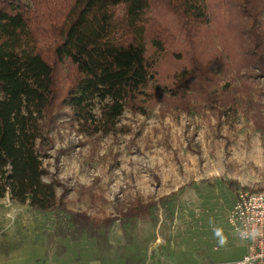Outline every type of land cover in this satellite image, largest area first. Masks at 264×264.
Returning a JSON list of instances; mask_svg holds the SVG:
<instances>
[{"label":"rangeland","instance_id":"obj_1","mask_svg":"<svg viewBox=\"0 0 264 264\" xmlns=\"http://www.w3.org/2000/svg\"><path fill=\"white\" fill-rule=\"evenodd\" d=\"M151 4L153 15L167 13L165 0ZM211 10L198 40L221 61L210 64L200 87L195 78L183 85L179 101L155 94L144 113L125 109L108 134L82 131L67 107L54 109L43 126L49 148L41 162L46 179L59 184L61 206L39 211L0 198V255L10 254L0 264H227L243 257L246 244L226 216L238 191L264 189V77L248 56L233 62L222 55L235 29L232 17ZM56 78L59 97L68 80L63 69Z\"/></svg>","mask_w":264,"mask_h":264},{"label":"trees","instance_id":"obj_2","mask_svg":"<svg viewBox=\"0 0 264 264\" xmlns=\"http://www.w3.org/2000/svg\"><path fill=\"white\" fill-rule=\"evenodd\" d=\"M153 1L0 0V198L39 211L61 206L59 184L41 162L49 148L43 126L59 106L82 131L108 134L125 109L142 114L155 94L179 101L193 78L200 87L221 61L198 40L215 16L211 6L235 29L222 55L248 56L264 77V0H165L162 17ZM60 69L68 82L58 97Z\"/></svg>","mask_w":264,"mask_h":264},{"label":"built area","instance_id":"obj_3","mask_svg":"<svg viewBox=\"0 0 264 264\" xmlns=\"http://www.w3.org/2000/svg\"><path fill=\"white\" fill-rule=\"evenodd\" d=\"M226 220L246 244L243 257L227 264H264V189L238 191Z\"/></svg>","mask_w":264,"mask_h":264},{"label":"crops","instance_id":"obj_4","mask_svg":"<svg viewBox=\"0 0 264 264\" xmlns=\"http://www.w3.org/2000/svg\"><path fill=\"white\" fill-rule=\"evenodd\" d=\"M10 254H5V255H0L3 256L4 258H8Z\"/></svg>","mask_w":264,"mask_h":264}]
</instances>
